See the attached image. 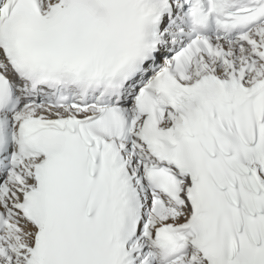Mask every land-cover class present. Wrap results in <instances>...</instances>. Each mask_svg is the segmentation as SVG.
I'll list each match as a JSON object with an SVG mask.
<instances>
[{"label":"snow or ice","instance_id":"1","mask_svg":"<svg viewBox=\"0 0 264 264\" xmlns=\"http://www.w3.org/2000/svg\"><path fill=\"white\" fill-rule=\"evenodd\" d=\"M0 264H264V0H0Z\"/></svg>","mask_w":264,"mask_h":264}]
</instances>
